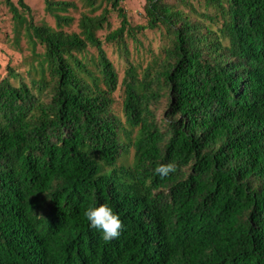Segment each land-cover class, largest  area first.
<instances>
[{"label": "trees", "instance_id": "1", "mask_svg": "<svg viewBox=\"0 0 264 264\" xmlns=\"http://www.w3.org/2000/svg\"><path fill=\"white\" fill-rule=\"evenodd\" d=\"M121 1L69 31L74 2L45 0L51 26L6 0L30 55L0 74V264H264V0H145L141 24ZM102 203L110 242L82 215Z\"/></svg>", "mask_w": 264, "mask_h": 264}, {"label": "rangeland", "instance_id": "2", "mask_svg": "<svg viewBox=\"0 0 264 264\" xmlns=\"http://www.w3.org/2000/svg\"><path fill=\"white\" fill-rule=\"evenodd\" d=\"M16 2L17 0H13ZM54 1H70L74 2L77 8H70L69 12L64 13L72 16L74 18V22L70 28H66L69 31H78V20L83 12L87 10L85 6H83L82 0H54ZM28 5L32 8L33 13L35 15L36 22L42 23L46 22L51 26H55L54 18L46 11L45 0H26ZM122 7L127 12L130 20L133 24H141L144 23L143 14L145 8V0H122ZM101 11H98L96 14H99ZM110 24L112 25V30L117 29L120 26V18L117 16L116 12H113L110 16ZM109 28L103 29L99 34L105 38V34L108 33ZM14 33H13V19L12 14L9 11V8L6 4V0H0V74L1 77L4 78L8 74L7 66L10 64L11 66L22 65L27 57L30 55L29 50L27 49L26 39L23 38L21 42V47H17L14 43ZM146 38V39H144ZM144 44L146 46L151 45L153 50H159L162 47V43L164 39L160 36V32H152L148 31L146 36L142 38ZM105 49L114 62L118 72H119V83L117 90L114 93V96L117 100V108L120 109V104L122 103L123 96V86L122 82L125 78V69L127 68V64L123 59L120 58L118 49L113 45H105ZM133 54L131 55V59L135 60L138 58V54H136L132 48ZM139 63L146 64L149 61V53L142 52L141 53ZM10 66V67H11ZM21 70H24L25 67L21 66ZM160 114V111L158 112Z\"/></svg>", "mask_w": 264, "mask_h": 264}, {"label": "clouds", "instance_id": "3", "mask_svg": "<svg viewBox=\"0 0 264 264\" xmlns=\"http://www.w3.org/2000/svg\"><path fill=\"white\" fill-rule=\"evenodd\" d=\"M175 170L174 163H161L155 168V173L164 178ZM82 215L90 228L99 231L104 241L110 242L121 235L122 221L108 204H91L83 210Z\"/></svg>", "mask_w": 264, "mask_h": 264}]
</instances>
